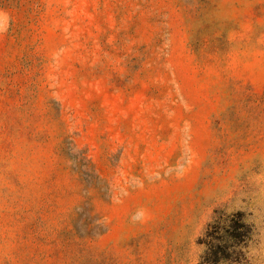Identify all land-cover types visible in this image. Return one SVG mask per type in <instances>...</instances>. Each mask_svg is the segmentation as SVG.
I'll return each mask as SVG.
<instances>
[{"label":"rangeland","instance_id":"374dc122","mask_svg":"<svg viewBox=\"0 0 264 264\" xmlns=\"http://www.w3.org/2000/svg\"><path fill=\"white\" fill-rule=\"evenodd\" d=\"M0 264H264V0H0Z\"/></svg>","mask_w":264,"mask_h":264}]
</instances>
